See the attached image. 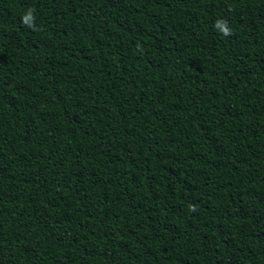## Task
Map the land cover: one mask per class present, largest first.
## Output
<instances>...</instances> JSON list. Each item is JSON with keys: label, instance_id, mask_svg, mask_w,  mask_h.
<instances>
[{"label": "trees", "instance_id": "1", "mask_svg": "<svg viewBox=\"0 0 264 264\" xmlns=\"http://www.w3.org/2000/svg\"><path fill=\"white\" fill-rule=\"evenodd\" d=\"M0 264H264V0H0Z\"/></svg>", "mask_w": 264, "mask_h": 264}]
</instances>
